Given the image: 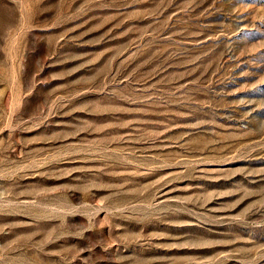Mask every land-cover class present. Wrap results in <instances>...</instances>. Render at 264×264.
I'll list each match as a JSON object with an SVG mask.
<instances>
[{
	"label": "rangeland",
	"instance_id": "374dc122",
	"mask_svg": "<svg viewBox=\"0 0 264 264\" xmlns=\"http://www.w3.org/2000/svg\"><path fill=\"white\" fill-rule=\"evenodd\" d=\"M0 264H264V0H0Z\"/></svg>",
	"mask_w": 264,
	"mask_h": 264
}]
</instances>
